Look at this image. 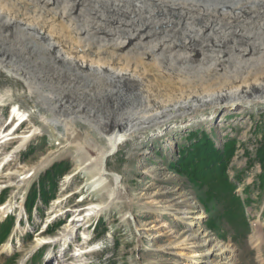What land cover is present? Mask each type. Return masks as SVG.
Segmentation results:
<instances>
[{
    "label": "rangeland",
    "instance_id": "374dc122",
    "mask_svg": "<svg viewBox=\"0 0 264 264\" xmlns=\"http://www.w3.org/2000/svg\"><path fill=\"white\" fill-rule=\"evenodd\" d=\"M128 1L129 10L135 12L137 0ZM14 5L7 7L12 15L18 9ZM31 79L0 67V138L4 142L0 145V206L10 202L12 207L0 216V251L4 245L12 247L10 253H0V264H19L22 259L23 264H82L73 257H82L84 264H264V184L255 158L264 143V100L174 115L120 142L103 166L106 138L82 120L68 131L55 124L53 111L42 106L38 97L50 89ZM32 82H37L35 91L26 85ZM13 110L27 117L17 132L19 115ZM72 131L82 141L69 145L66 138ZM198 131L207 134L217 148L235 141L236 150L226 168L231 191L219 184L217 193L211 192L170 165L178 159L182 144H191L190 134ZM53 163L62 164L60 170L45 177ZM105 172L118 175L129 204L123 198L114 200L116 185ZM39 177L48 179L42 180L43 197L38 196L36 209L28 212L25 200L34 191L39 194ZM167 207L168 211L159 210ZM184 210L200 211L199 228L213 242L233 246L230 260L221 261L215 253L205 255L208 246L177 245L196 229L177 218L176 213ZM85 212L98 215L75 221L69 228L73 218ZM258 229L262 232L259 253L251 244ZM38 238L41 244L33 248ZM48 242L52 243L43 245ZM182 251L186 257L178 256ZM53 254L57 259L51 261Z\"/></svg>",
    "mask_w": 264,
    "mask_h": 264
},
{
    "label": "bare ground",
    "instance_id": "6f19581e",
    "mask_svg": "<svg viewBox=\"0 0 264 264\" xmlns=\"http://www.w3.org/2000/svg\"><path fill=\"white\" fill-rule=\"evenodd\" d=\"M216 1L137 0L134 12L128 0H2L0 67L48 87L39 103L53 111L52 121L64 130L82 120L100 132L107 140L103 165L120 142L174 115L264 100V0ZM13 3L18 9L12 15L7 7ZM65 3L70 5L62 7ZM37 82L26 85L35 91ZM18 115V121L26 117ZM66 140L70 145L82 138L72 131ZM110 175L117 189L112 197L129 204L118 175ZM8 209L10 202L0 206V216ZM178 213L196 228L178 246H208L205 255L231 259L232 245L213 242L199 228L200 211ZM92 214L76 215L69 228ZM251 244L259 253L260 229ZM11 249L4 245L0 253ZM73 259L84 264L82 257Z\"/></svg>",
    "mask_w": 264,
    "mask_h": 264
},
{
    "label": "trees",
    "instance_id": "16d2710c",
    "mask_svg": "<svg viewBox=\"0 0 264 264\" xmlns=\"http://www.w3.org/2000/svg\"><path fill=\"white\" fill-rule=\"evenodd\" d=\"M189 140L191 144L182 146L178 149V159L170 165L180 174H183L190 182L210 188L211 192L217 193V185H221L224 190L231 191L227 179L226 168L236 150L235 141L225 143L222 148H217L214 142L203 132L191 133ZM256 161L259 163L262 174L259 176L260 183L264 184V143L260 144L255 154ZM251 165L252 162H249ZM62 164L53 163L44 175L48 177L52 170L59 171ZM61 173V172H60ZM58 174V172H56ZM39 177V194L34 191L33 196H28L26 200V210L29 212L35 205V201L42 196V180ZM45 180H48L45 178ZM54 179H50V183ZM210 180V182H208ZM55 184V183H54ZM53 184V185H54ZM230 188V189H229Z\"/></svg>",
    "mask_w": 264,
    "mask_h": 264
},
{
    "label": "water",
    "instance_id": "95a60500",
    "mask_svg": "<svg viewBox=\"0 0 264 264\" xmlns=\"http://www.w3.org/2000/svg\"><path fill=\"white\" fill-rule=\"evenodd\" d=\"M105 161H106V158L103 159V166L105 165ZM105 174H108L109 176H112V175H110L108 172H105ZM115 190H116V192H117V189H115Z\"/></svg>",
    "mask_w": 264,
    "mask_h": 264
},
{
    "label": "crops",
    "instance_id": "0c3cea01",
    "mask_svg": "<svg viewBox=\"0 0 264 264\" xmlns=\"http://www.w3.org/2000/svg\"><path fill=\"white\" fill-rule=\"evenodd\" d=\"M38 180H39V179H38ZM40 180H45V179L41 178Z\"/></svg>",
    "mask_w": 264,
    "mask_h": 264
}]
</instances>
